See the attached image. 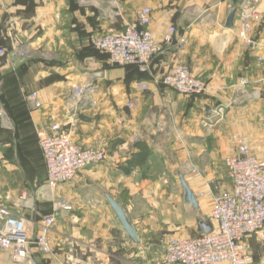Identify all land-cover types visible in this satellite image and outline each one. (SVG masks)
Here are the masks:
<instances>
[{"label": "crops", "instance_id": "0c3cea01", "mask_svg": "<svg viewBox=\"0 0 264 264\" xmlns=\"http://www.w3.org/2000/svg\"><path fill=\"white\" fill-rule=\"evenodd\" d=\"M246 3L261 12L254 49L238 37L237 18L225 25L231 0H0V40L9 52L0 56V204L38 219L51 212L38 132L54 122L80 145L108 154L56 190L73 209L51 232L54 252H33L22 263L1 249L0 264H163L170 238L203 233L198 223H212L215 195L231 189L225 160L241 143L264 160V0ZM142 6L152 10L149 28L162 52L149 72L111 65L93 39L122 31ZM177 62L208 82L205 94L158 82ZM87 81L97 88L96 105L80 109L72 84ZM215 105L226 107L225 119L209 129L201 119ZM144 152L146 160L136 162ZM179 172L198 207L186 202ZM106 194L124 207L139 242ZM249 241L252 264H264L263 238Z\"/></svg>", "mask_w": 264, "mask_h": 264}, {"label": "built area", "instance_id": "2783aa9c", "mask_svg": "<svg viewBox=\"0 0 264 264\" xmlns=\"http://www.w3.org/2000/svg\"><path fill=\"white\" fill-rule=\"evenodd\" d=\"M237 6L238 37L249 47L257 45L253 37L254 24L261 20L257 7ZM152 10L149 6L138 9L133 21L126 24L120 32H102L95 36L94 48L108 54L113 66L136 65L149 72L156 56L162 52L161 44L149 28ZM176 31L169 28L167 41ZM7 48L0 40V56L6 55ZM21 58L25 52L15 53ZM264 63V53L259 57ZM243 86L248 82L241 78ZM159 83L184 95L205 94L208 82L194 75L185 62L174 63L158 80ZM142 90L148 84H139ZM73 94L80 109L96 105L97 88L92 82L73 83ZM30 98L35 106L41 102L36 94ZM226 107L215 105L205 114L201 124L214 128L225 119ZM40 148L47 168L45 189L51 202V212L38 219L19 213L12 206L0 204V250L12 251L16 262L26 263L33 252L49 255L54 252L51 232L64 211H71L73 205L67 198L55 195L56 190L74 180L85 168L103 163L108 154L101 148L86 147L77 143L70 129L63 123L54 122L49 131L38 132ZM231 189L217 193L211 210L213 230L196 237L174 236L165 244L167 264H252L254 257L249 238L262 236L264 239V160L254 155L250 148L241 143L237 151L225 160ZM26 198V194H22ZM9 199V196H7Z\"/></svg>", "mask_w": 264, "mask_h": 264}, {"label": "water", "instance_id": "95a60500", "mask_svg": "<svg viewBox=\"0 0 264 264\" xmlns=\"http://www.w3.org/2000/svg\"><path fill=\"white\" fill-rule=\"evenodd\" d=\"M238 1L239 0H232V8L228 14V17L226 19V24H225L227 28H232L235 25ZM209 113H210V110H209ZM80 117L86 118L83 115H81ZM178 175H179L180 182L185 190L186 202L192 204L194 207H198L197 197L194 194V192L189 188L187 182L184 179L183 174L179 172ZM106 198L111 208L114 210L115 215L117 219L119 220L122 228L126 231V233L129 235V237L132 240H134L135 242H139L137 231L134 225L129 221L124 207L111 195L106 194ZM198 226H199V229L205 234H208L213 230V225L211 222L199 221Z\"/></svg>", "mask_w": 264, "mask_h": 264}, {"label": "trees", "instance_id": "16d2710c", "mask_svg": "<svg viewBox=\"0 0 264 264\" xmlns=\"http://www.w3.org/2000/svg\"><path fill=\"white\" fill-rule=\"evenodd\" d=\"M94 49H96V48H94ZM96 50H98V49H96ZM104 53H106V52H104ZM106 55L108 56L107 53H106ZM131 66H136V65H131ZM136 67H138V66H136ZM147 156H148V153L147 152H144L141 156L138 157V159H136V162H143V161H145L146 158H147ZM134 162H135V160H134ZM125 169H126L127 172H129L130 169H131V164L129 166H127Z\"/></svg>", "mask_w": 264, "mask_h": 264}, {"label": "rangeland", "instance_id": "374dc122", "mask_svg": "<svg viewBox=\"0 0 264 264\" xmlns=\"http://www.w3.org/2000/svg\"><path fill=\"white\" fill-rule=\"evenodd\" d=\"M240 2H241V0H239V1H238V4H237V6L240 4ZM231 4H232V0H231ZM253 31H254V30H253ZM94 148H97V147H94ZM258 237H260V238H263V237H262V236H260V235H259ZM263 240H264V239H263ZM163 260H164V263H163V264H167V262H166V260H165V254H164V259H163ZM224 264H229V263H224ZM254 264H255V263H254ZM257 264H260V263H259V262H257Z\"/></svg>", "mask_w": 264, "mask_h": 264}]
</instances>
